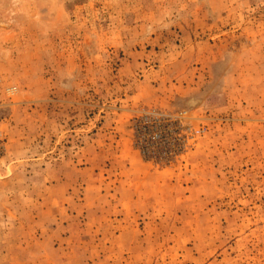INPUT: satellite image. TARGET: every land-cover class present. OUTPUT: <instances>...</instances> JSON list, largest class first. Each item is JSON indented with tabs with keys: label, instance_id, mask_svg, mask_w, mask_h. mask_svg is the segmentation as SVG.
<instances>
[{
	"label": "rangeland",
	"instance_id": "rangeland-1",
	"mask_svg": "<svg viewBox=\"0 0 264 264\" xmlns=\"http://www.w3.org/2000/svg\"><path fill=\"white\" fill-rule=\"evenodd\" d=\"M0 264H264V0H0Z\"/></svg>",
	"mask_w": 264,
	"mask_h": 264
}]
</instances>
